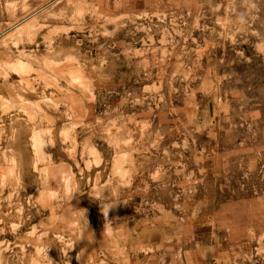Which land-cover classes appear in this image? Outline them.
<instances>
[{"label":"rangeland","instance_id":"rangeland-1","mask_svg":"<svg viewBox=\"0 0 264 264\" xmlns=\"http://www.w3.org/2000/svg\"><path fill=\"white\" fill-rule=\"evenodd\" d=\"M0 264H264V0H0Z\"/></svg>","mask_w":264,"mask_h":264}]
</instances>
